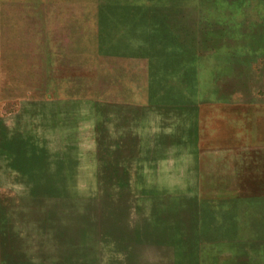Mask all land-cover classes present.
Instances as JSON below:
<instances>
[{"label": "rangeland", "instance_id": "1", "mask_svg": "<svg viewBox=\"0 0 264 264\" xmlns=\"http://www.w3.org/2000/svg\"><path fill=\"white\" fill-rule=\"evenodd\" d=\"M0 264H264V0H0Z\"/></svg>", "mask_w": 264, "mask_h": 264}, {"label": "water", "instance_id": "2", "mask_svg": "<svg viewBox=\"0 0 264 264\" xmlns=\"http://www.w3.org/2000/svg\"><path fill=\"white\" fill-rule=\"evenodd\" d=\"M128 189H129V191L131 192V194H134V189H135V182H131L130 184H129V186H128ZM133 198V197H132ZM131 200H134V199H131Z\"/></svg>", "mask_w": 264, "mask_h": 264}]
</instances>
